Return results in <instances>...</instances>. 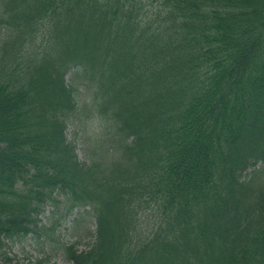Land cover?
<instances>
[{
    "label": "trees",
    "instance_id": "16d2710c",
    "mask_svg": "<svg viewBox=\"0 0 264 264\" xmlns=\"http://www.w3.org/2000/svg\"><path fill=\"white\" fill-rule=\"evenodd\" d=\"M0 32V243L90 205L72 264H264V0H4ZM72 68L120 104L106 160L68 137Z\"/></svg>",
    "mask_w": 264,
    "mask_h": 264
},
{
    "label": "rangeland",
    "instance_id": "374dc122",
    "mask_svg": "<svg viewBox=\"0 0 264 264\" xmlns=\"http://www.w3.org/2000/svg\"><path fill=\"white\" fill-rule=\"evenodd\" d=\"M3 3L4 0H0V8ZM1 35L0 32V42ZM77 71V68H72L66 75L80 107L77 117L68 124V137L75 144L80 160L86 163L93 158L106 160L111 154L110 148L120 149L125 142V133L119 130L116 118V113L122 118V110L118 102L102 98L104 89L99 84L86 89L87 83L75 75ZM254 182L264 184V174L258 173ZM40 219L37 231L2 238L0 264H72L66 259L61 246L75 243L79 249H86L94 242L96 219L90 205L75 208L71 213H67L62 204L55 207L48 205ZM9 257L12 262H7Z\"/></svg>",
    "mask_w": 264,
    "mask_h": 264
}]
</instances>
